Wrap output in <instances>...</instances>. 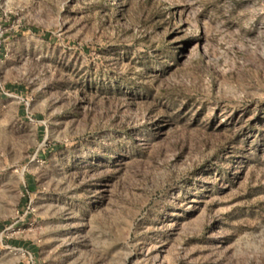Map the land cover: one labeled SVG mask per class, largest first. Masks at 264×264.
<instances>
[{
	"label": "rangeland",
	"instance_id": "374dc122",
	"mask_svg": "<svg viewBox=\"0 0 264 264\" xmlns=\"http://www.w3.org/2000/svg\"><path fill=\"white\" fill-rule=\"evenodd\" d=\"M0 264H264V0H0Z\"/></svg>",
	"mask_w": 264,
	"mask_h": 264
},
{
	"label": "trees",
	"instance_id": "16d2710c",
	"mask_svg": "<svg viewBox=\"0 0 264 264\" xmlns=\"http://www.w3.org/2000/svg\"><path fill=\"white\" fill-rule=\"evenodd\" d=\"M49 37V35L48 34H45V35H43V38H48ZM17 90H19L20 92H23V87L22 86H17V87H15ZM57 147H59V146H57ZM57 147H55V148H57ZM47 153V152H46ZM51 153V149H49V152H48V154H50ZM27 186H28V191L31 189V184H29L28 183V181H27ZM28 204V196L27 195H25L24 196V199H23V207H25L26 205Z\"/></svg>",
	"mask_w": 264,
	"mask_h": 264
}]
</instances>
